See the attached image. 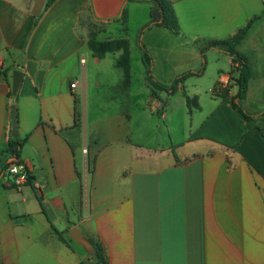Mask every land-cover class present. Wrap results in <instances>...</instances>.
Here are the masks:
<instances>
[{
  "label": "crops",
  "instance_id": "crops-1",
  "mask_svg": "<svg viewBox=\"0 0 264 264\" xmlns=\"http://www.w3.org/2000/svg\"><path fill=\"white\" fill-rule=\"evenodd\" d=\"M49 1L0 0V264H96L93 244L109 264H264V0H165L178 34L148 26L151 2ZM251 21L237 46L252 72L247 121L231 105L233 58L208 47ZM95 23L103 36L124 26L128 77L112 53L89 46ZM141 46L161 85L157 69L172 83L213 71L210 112L187 96V80L173 127L174 95L147 80ZM109 69L122 80L104 79ZM15 71L24 79L14 96ZM187 97L204 114L193 133ZM13 105L33 179L21 187L7 171Z\"/></svg>",
  "mask_w": 264,
  "mask_h": 264
},
{
  "label": "trees",
  "instance_id": "trees-1",
  "mask_svg": "<svg viewBox=\"0 0 264 264\" xmlns=\"http://www.w3.org/2000/svg\"><path fill=\"white\" fill-rule=\"evenodd\" d=\"M129 1H137V2H151L153 4V9L151 12V21L148 26H163L174 33H179V27L176 22V18L169 7L168 3L165 0H129ZM52 0L47 4V8L50 7ZM251 21L247 27L242 29L235 37L226 41L214 42L210 44L208 49L214 48L225 51L229 56L233 58V70L232 74H236V85L238 87L237 95L231 100V105L234 109H236L245 120L249 121L254 116L250 115L241 105V101L245 99L248 88L249 81L252 77V72L250 65L248 64V60L245 56L240 54L237 51V46L245 39L249 29L252 25ZM89 46L94 50V52L98 55L105 54L107 52H113L117 50H122L124 52L122 58L118 62L119 66L124 67L127 77L129 75V45L127 42L123 44L120 42L113 43H99L91 39L89 41ZM142 52V60L146 67L147 72V80L151 83V85L158 90L166 91L171 95H175L178 92L179 86L184 84L189 78L194 76H200L203 72H186L179 77H177L172 84L171 87H166L161 85L156 81L153 76V58L150 53L145 49L144 46H141ZM205 53V51H203ZM217 90V88H215ZM12 95V92H11ZM238 100V102H236ZM187 103L189 108L192 110L198 109L197 99H190L187 97ZM264 115V113H263ZM24 146V142L20 141L19 138H14L12 135L8 141V153L15 158L16 161L21 162V150ZM8 168V166H7ZM32 177H29V183L32 184ZM93 258L96 264H109L105 251L101 244H93Z\"/></svg>",
  "mask_w": 264,
  "mask_h": 264
},
{
  "label": "rangeland",
  "instance_id": "rangeland-1",
  "mask_svg": "<svg viewBox=\"0 0 264 264\" xmlns=\"http://www.w3.org/2000/svg\"><path fill=\"white\" fill-rule=\"evenodd\" d=\"M133 29L134 28H132V31H133ZM102 32H103L102 31V26H100V25L98 26L95 23L93 31H92V34H91L92 37H93V40L96 41V42H99V43H106V42L107 43H113V42H117L118 41V43L121 42L123 44L124 42H126V40L123 39L124 38V32H125L124 26H121V28H115L113 30H110L109 33L108 34L105 33L106 35H104V36L102 35ZM113 35L115 37L120 35L121 39H119V38L110 39V36H113ZM117 52H119V51L117 50V51H113V52H110V53H112V55L114 57H116V59L117 58L119 59V60L117 59L118 60L117 63H118L120 61V59L122 58V56H118V57H117V55L115 56V54H117ZM132 62H133V65H132V67H133V71H132L133 79H134V83L136 84V82L140 80V77L143 74V69H142L141 64H137L135 56L132 57ZM113 71L114 72H112L109 69L108 70V72H109L108 75L109 76H105L104 79L106 77H109L111 80H116L117 78L122 80V77H123L122 70H120V71L119 70L118 71L117 70H113ZM186 72H188V71H183L180 74H184ZM224 72L227 73L228 71H224ZM166 74H168V72L159 71L158 69L156 71V75L159 78H161L160 82H162V84L167 86V87H171L172 84H173L171 81H165V80L162 79V75L166 76ZM211 74H214V72L213 71L212 72L209 71L207 76H205V78H203V79H197V78L188 79V81L185 83V87H186L185 90H186L187 93L183 92V91L182 92L178 91L179 93L174 95V97H173L174 104H172V107H171V110H170L171 116L173 118V120H172V126L173 127L177 128L178 123H180L179 116H178L179 111H178V108H177V105H178L177 102L178 101L181 102V101H183L185 99L184 98V94L185 93L187 94V96H189L191 98H194V97H198L199 99L201 98L202 99L201 104H203V106H204V113L207 114L208 112H210L211 108L206 105V102H205L206 99L205 98L207 97V95H209V96L211 95V89H209L210 88L209 86L211 85L210 84V75ZM236 78H237V75H236ZM232 87H236V83H234ZM232 87L230 88V90L232 89ZM221 90L225 91L224 88L221 89ZM221 90H220V92H223ZM227 92H228V89H227ZM166 96H168V95H166ZM231 100H232V98H231ZM183 109H184V111L187 110L188 112H190V109L188 110V107H187L186 104H182V110ZM190 113L191 114H189L190 117H189L188 124H189V127L191 129V133H193L197 129L196 126L200 122L201 116L203 117L204 114H201L202 113L201 110H198V111L192 110ZM158 120H159V145L166 146V144L170 143V140H169L170 137L168 136V133H167L166 129H164V126H165L164 124L165 123H164V121H162L160 119V115H158ZM192 126H193V128H192ZM176 138H177V136H176Z\"/></svg>",
  "mask_w": 264,
  "mask_h": 264
},
{
  "label": "built area",
  "instance_id": "built-area-1",
  "mask_svg": "<svg viewBox=\"0 0 264 264\" xmlns=\"http://www.w3.org/2000/svg\"><path fill=\"white\" fill-rule=\"evenodd\" d=\"M76 83L72 84V88L76 87ZM7 171L11 177L14 179V184L16 187H21L29 179V171L24 163L14 160L8 165Z\"/></svg>",
  "mask_w": 264,
  "mask_h": 264
},
{
  "label": "water",
  "instance_id": "water-1",
  "mask_svg": "<svg viewBox=\"0 0 264 264\" xmlns=\"http://www.w3.org/2000/svg\"><path fill=\"white\" fill-rule=\"evenodd\" d=\"M24 79V73L21 71H15L13 73V80H12V94L15 96L19 92L21 84ZM238 102V100H236ZM11 126H12V136L14 138H18V109L16 105L12 106L11 110Z\"/></svg>",
  "mask_w": 264,
  "mask_h": 264
}]
</instances>
